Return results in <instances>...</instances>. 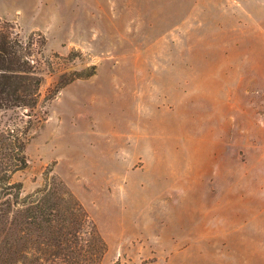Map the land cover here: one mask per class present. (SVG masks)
<instances>
[{
    "label": "rangeland",
    "instance_id": "374dc122",
    "mask_svg": "<svg viewBox=\"0 0 264 264\" xmlns=\"http://www.w3.org/2000/svg\"><path fill=\"white\" fill-rule=\"evenodd\" d=\"M0 19L46 38L22 195L51 170L101 264H264V0H0Z\"/></svg>",
    "mask_w": 264,
    "mask_h": 264
},
{
    "label": "trees",
    "instance_id": "16d2710c",
    "mask_svg": "<svg viewBox=\"0 0 264 264\" xmlns=\"http://www.w3.org/2000/svg\"><path fill=\"white\" fill-rule=\"evenodd\" d=\"M45 45L42 34L23 38L18 26L0 19V115H15L4 121L0 131V264H101L107 243L60 178L46 170L44 185L25 195L22 183L13 180L28 164L26 136L44 81L36 47L43 54ZM80 54L74 50L69 57ZM95 72L93 65L63 73L46 99Z\"/></svg>",
    "mask_w": 264,
    "mask_h": 264
}]
</instances>
